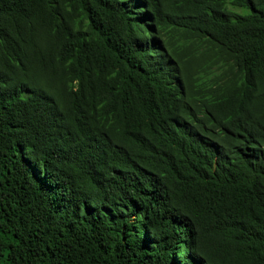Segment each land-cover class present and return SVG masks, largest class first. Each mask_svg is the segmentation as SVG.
I'll list each match as a JSON object with an SVG mask.
<instances>
[{
  "label": "trees",
  "instance_id": "trees-1",
  "mask_svg": "<svg viewBox=\"0 0 264 264\" xmlns=\"http://www.w3.org/2000/svg\"><path fill=\"white\" fill-rule=\"evenodd\" d=\"M0 264H264V0H0Z\"/></svg>",
  "mask_w": 264,
  "mask_h": 264
},
{
  "label": "rangeland",
  "instance_id": "rangeland-1",
  "mask_svg": "<svg viewBox=\"0 0 264 264\" xmlns=\"http://www.w3.org/2000/svg\"><path fill=\"white\" fill-rule=\"evenodd\" d=\"M238 11H240V10H238ZM241 12V11H240Z\"/></svg>",
  "mask_w": 264,
  "mask_h": 264
}]
</instances>
